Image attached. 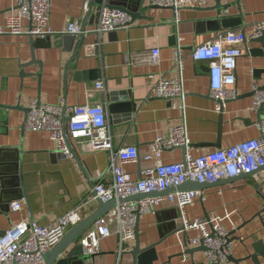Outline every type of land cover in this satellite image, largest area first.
Here are the masks:
<instances>
[{
  "label": "crops",
  "instance_id": "0c3cea01",
  "mask_svg": "<svg viewBox=\"0 0 264 264\" xmlns=\"http://www.w3.org/2000/svg\"><path fill=\"white\" fill-rule=\"evenodd\" d=\"M87 1L91 3L89 13L85 11ZM151 1H128L132 6L140 3L141 17L124 31L101 36L90 32L83 37L65 39L60 32L69 23H78L88 31L95 29L101 7L108 0H52L50 27L54 35L38 39L0 36V106H20L28 110L31 102L38 100L52 106L64 101L67 107H75L86 104L90 100L89 90L103 82L105 91L93 93L91 100L100 102L107 109L113 143L111 152H91L84 145L75 143L76 156L65 158L47 132L24 128L28 113L1 107L0 156L6 165H12L16 159L21 185L12 187L10 184L17 180L9 173L6 176L7 191L0 181V200L5 194H9L8 198L13 197L5 211L0 209V237L25 221H34L43 227L54 224L70 212H78L83 220L95 214L100 204L93 195L94 186L100 183L110 186L114 181L110 172L112 155L128 146L137 147L139 161L125 165L124 170L139 180L143 178L142 172L154 165L143 160L152 141L169 134L180 124L186 125L189 152L195 158L260 136V115L252 107L253 86L264 87V41L251 40L250 33L255 24L264 22V0H210L201 7L181 9L177 16L172 8L152 7ZM15 8V0H0V26L6 24ZM218 17L231 20V25L210 30L208 22ZM24 24L29 26L30 22L24 20ZM230 31L246 34L248 41L243 48L248 52L236 63L235 87L239 96L228 102L221 114L216 111L211 97L208 65L194 62L192 52L197 46ZM153 49L159 50V63L140 65L137 58ZM178 49L186 93L184 110L164 98H155L151 89L162 78L176 77ZM33 56L41 64L33 63ZM93 70L97 72V78L83 80V74ZM78 72L81 75L78 76ZM185 154L186 149L182 147L165 150L162 161L179 164ZM262 187L264 189V183H258L252 176L206 188L201 191L204 199L185 209L187 217L189 220L221 217L231 234L243 222L264 211ZM14 189L21 190L22 199L19 193L13 194ZM14 202L21 204L20 211L11 209ZM155 212L140 217V242L142 247L160 243L159 256L165 263L170 256L183 252L181 244L186 233L177 234L181 226L179 211L173 204L165 203ZM262 216L264 218V213ZM116 229V225L111 226L113 236L101 240L96 255L86 254L85 264H132L129 255L120 256ZM261 230L264 232L261 221L256 219L237 235L248 236ZM193 235L187 234V239ZM134 245L135 240L131 241L130 247ZM235 245L234 258L243 257V247L238 242ZM170 264L210 263L201 252L194 256L174 257Z\"/></svg>",
  "mask_w": 264,
  "mask_h": 264
},
{
  "label": "built area",
  "instance_id": "2783aa9c",
  "mask_svg": "<svg viewBox=\"0 0 264 264\" xmlns=\"http://www.w3.org/2000/svg\"><path fill=\"white\" fill-rule=\"evenodd\" d=\"M210 0H152L151 6L172 8L177 16L181 9L207 5ZM15 12L0 26V36H29L45 38L55 33L50 27L52 0H15ZM91 3L86 2L85 11L90 12ZM24 20L30 22L29 26ZM99 22L95 29L86 30L78 23H69L60 32L63 36L83 37L90 32L99 36L128 29L133 20L127 12L109 7L105 3L100 10ZM250 39L264 37V22L253 26ZM248 38L244 32L230 31L219 34L212 42L197 46L192 52L194 62L206 63L210 69L209 88L215 102L216 111H224L226 104L238 98L236 63L247 49L244 45ZM177 75L173 79L158 81L152 86L155 98L166 99L173 106L184 110L186 97L183 88V64L180 50L176 52ZM140 65H157L160 61L158 49L139 56ZM153 79V76H150ZM254 101L252 110L260 115L258 128L260 136L245 141L228 149H219L193 157L186 125L174 127L169 134L157 137L149 146V153L143 158L154 163L146 168L139 180L134 179L124 170L125 165L139 161V150L135 146L120 149L112 155L110 172L114 178L112 185L103 183L94 186L93 195L104 203L116 201V205L107 215L101 217L87 230L80 240L88 256L96 255L101 240L113 236L111 226L116 225L120 238V256L129 254L132 248L127 245L136 237V225L139 216L154 214L158 207L165 203L173 204L179 211L180 232L188 236L189 248L205 247L204 258L210 264H228L236 245L231 240L230 232L223 225L221 217H203L189 220L185 209L192 207L196 201L203 200V193L197 191H179L183 184H214L222 180L252 174L258 183H264V91L253 86ZM103 82H98L89 90L90 100L86 104L67 107L62 101L57 106L42 104L33 100L28 108L24 128L34 132H47L57 145L58 152L65 158H73V145H84L91 152L113 150L112 136L107 124V109L100 102L91 100L93 93L104 92ZM186 148L184 160L179 164L163 163L165 150ZM115 158L118 160L116 162ZM173 189L174 191L168 192ZM152 193L162 196H148L141 200H131L137 195ZM22 208L19 202L11 204L15 212ZM83 221L81 214L70 212L49 226H39L34 221H25L9 229L0 237V264H44L45 253L60 243L68 231ZM178 232L177 234H179ZM186 250L184 242L181 244Z\"/></svg>",
  "mask_w": 264,
  "mask_h": 264
},
{
  "label": "water",
  "instance_id": "95a60500",
  "mask_svg": "<svg viewBox=\"0 0 264 264\" xmlns=\"http://www.w3.org/2000/svg\"><path fill=\"white\" fill-rule=\"evenodd\" d=\"M128 1L130 0H108V3H109V7L112 9H117L122 12H127L131 16L134 22L141 17L140 16L141 14L139 13L140 3L137 2L135 5L132 6V5H128ZM236 21H237L236 23L239 22V20H236ZM231 22H232L231 20L229 21L227 19H224V18L221 19L220 17H218V18L213 19V21L208 22V26L210 30L213 31V30H218L220 27L228 28L231 25ZM66 38L73 39L75 37L65 36V39ZM254 40L262 43L264 41V37L254 39ZM38 62L33 56V63H38ZM39 64L41 63L39 62ZM207 70L210 71L209 67H207ZM77 75L79 76L81 74H79L78 72ZM83 75H84L83 80L85 81H91L92 79L94 80L97 78V72L95 70L89 73H85ZM78 80L81 81L82 79L78 78ZM260 90L264 91V87L260 88ZM1 107H5L9 109L14 108L16 110H24L25 113H28L29 111L25 108H21L20 106L19 107H8L4 105V106H0V108ZM222 113L223 111L221 112V114ZM182 148L183 150L186 149L185 147H182ZM73 155L74 157L76 156L74 150H73ZM4 162H5V159L0 156V181L2 183V188L5 191L8 190L6 189L7 188L6 184L8 182L6 179V176L8 175V173L14 175L17 180V182L10 184V185H12V187L19 188V186L21 185V181L19 180V177L17 176V171H18L17 164L18 163H16V159L15 161H13L12 165H8V164L6 165ZM261 170H264V168H262ZM252 175H254V173L245 174L239 177H234V179H230V180L218 181L217 183H214V184H208V183L198 184V183L187 182L183 184L180 188H178V190L179 191L184 190V191L200 192L206 188H214V187H217L223 184L233 183L237 179L252 177ZM256 187L260 188L259 185H256ZM261 190L262 191L264 190L263 187L261 188ZM169 191L172 192L174 190L170 189L168 190V192ZM12 192L13 194L19 193L18 196L19 198L22 199L23 195L21 194L20 189H14ZM7 195L9 196V194ZM7 195L5 194V197H2L3 199L0 200L2 204L0 209L2 211L6 210L7 204H9L11 202L10 201L11 198H13V197H9L10 198L9 199ZM151 195L154 196V195H157V193H152V194H147V195H137L131 198V200L138 201V200L147 198L148 196H151ZM98 202L100 204V207L97 211H95V214L83 220L81 223L78 224V226L70 229L68 233L62 238V240L60 241L58 245H56L54 248H52L51 250L45 253L44 264H85L87 255H86L85 249H83L80 243L81 238L87 232V230L90 229L95 224L97 220L107 215L108 212H110L112 208L116 205V201L104 203L103 201L99 200ZM263 213L264 211H262L261 213H258L255 217H253V219L247 222H243L240 226H238L235 232L230 234L231 240L234 243L238 242L243 247L244 256L241 258H236V259L234 258V256H231L230 258H228L229 264H264V232L263 230L253 232V234H249L248 236H244V234L242 236L237 235V233H240L241 231L245 230L247 226L252 224L253 221H255L256 219H259L261 221V227L264 228V218L262 216ZM140 217L141 216H139V219ZM139 219H138V222L135 228L136 230L135 245L131 249V252L128 254L132 259V264H170L171 260L174 257L180 258V257H183L184 255L194 256L196 253H201L206 250V248L203 246H201V248H189L188 243H187V234H185L186 236L184 237V246L186 247V250L175 256H170L167 259V261L164 263L161 261V258L159 256L158 245L160 243H153V244L148 245L147 247L141 246L139 230H138ZM127 248H131L129 244L127 245Z\"/></svg>",
  "mask_w": 264,
  "mask_h": 264
}]
</instances>
